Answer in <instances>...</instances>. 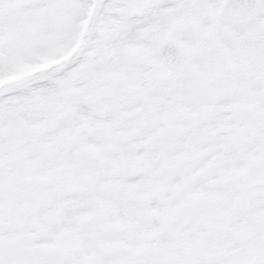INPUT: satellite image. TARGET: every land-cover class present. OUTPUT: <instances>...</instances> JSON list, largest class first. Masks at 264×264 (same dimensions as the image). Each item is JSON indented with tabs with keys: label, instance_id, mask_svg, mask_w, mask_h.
Here are the masks:
<instances>
[{
	"label": "snow or ice",
	"instance_id": "1",
	"mask_svg": "<svg viewBox=\"0 0 264 264\" xmlns=\"http://www.w3.org/2000/svg\"><path fill=\"white\" fill-rule=\"evenodd\" d=\"M0 264H264V0H0Z\"/></svg>",
	"mask_w": 264,
	"mask_h": 264
}]
</instances>
